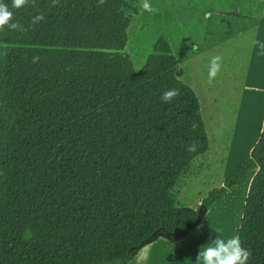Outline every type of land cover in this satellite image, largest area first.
<instances>
[{
    "label": "trees",
    "instance_id": "16d2710c",
    "mask_svg": "<svg viewBox=\"0 0 264 264\" xmlns=\"http://www.w3.org/2000/svg\"><path fill=\"white\" fill-rule=\"evenodd\" d=\"M3 2L27 31L0 30V264H128L159 238H185L197 210L172 191L209 139L169 43L139 68L124 52L139 0ZM254 169L238 236L247 264H264V131L200 205Z\"/></svg>",
    "mask_w": 264,
    "mask_h": 264
},
{
    "label": "crops",
    "instance_id": "0c3cea01",
    "mask_svg": "<svg viewBox=\"0 0 264 264\" xmlns=\"http://www.w3.org/2000/svg\"><path fill=\"white\" fill-rule=\"evenodd\" d=\"M230 3V6H226V20L229 25L234 26L226 29L221 42V51L223 55L226 54V64L223 61V65L230 64L228 59L231 55L236 56L235 68H230L234 73L231 74V79H228L226 88L229 85V91L230 89H233L234 92L239 91L240 97L233 103L227 102L222 97L226 105L220 106L217 95L210 96V93L207 95L213 99V105L220 109L223 108L226 123H228L225 140L231 141L226 140L228 142L226 147L220 144L221 152L215 157L211 153L209 145L208 151L199 156L209 158L206 159L205 165L196 164V161H193L189 168L181 174L172 191L178 206L185 205L184 203L181 205L178 201L177 194L186 192L190 185L194 187L197 181L201 183L194 189V195L197 196L196 206H199L201 200L215 185L221 186L225 178L236 173L241 162L250 158L252 148L264 131V0H232ZM205 45L196 48L195 55L197 57L205 56L201 49L205 48ZM242 57L245 58L242 59ZM240 74L243 75L242 79ZM192 89L196 92L194 87ZM221 95L223 96V93ZM229 117L233 119H229ZM230 121H233L231 127ZM228 131L235 132V135L232 133L229 135ZM256 172L257 169L248 171L244 184L234 186L222 195L207 211L200 225L185 238L175 243L159 238L145 245L128 264H201L196 260L199 250L209 246L208 242L215 238V229H222L216 225L213 219L216 216L213 210L225 198L224 204L217 206V211L227 207L226 231H229L230 234L228 238L238 236L250 182ZM213 174L217 181L209 184L208 181L211 180ZM232 196L241 199L240 207L236 213L231 212ZM237 197L236 199H238ZM192 209L196 210L197 208ZM223 238L227 239L224 235Z\"/></svg>",
    "mask_w": 264,
    "mask_h": 264
},
{
    "label": "rangeland",
    "instance_id": "374dc122",
    "mask_svg": "<svg viewBox=\"0 0 264 264\" xmlns=\"http://www.w3.org/2000/svg\"><path fill=\"white\" fill-rule=\"evenodd\" d=\"M231 1L139 0L141 9L134 17L128 29V44L124 50L129 55L135 68H139L144 61V57L152 53V47L158 39L163 38L169 43L172 55L176 58L178 67L183 72V83L191 89L192 87L196 89V92L192 90L195 92L200 103L210 150L214 154V157L221 152L222 146L220 144L225 145V147L228 145L227 139L225 140L228 123H226V115H224L223 108L220 109L213 105V99L207 93H210V96L217 95V98H219L217 101L220 106L226 105L222 97L227 102L232 103L240 97L239 91L234 92L233 89L229 91V85L226 88L229 82L228 79H231V74L234 73L230 68H235L236 56H230L228 67L223 65L222 62L221 72L216 77L214 86H209L206 82L208 79V66L213 56H223V61L226 64V54H222L221 42L224 39L223 35L226 33V29L234 26L229 25L226 20V6H230ZM144 3L150 5L149 10L143 8ZM201 45L206 46L205 48H201L205 56L199 58L195 53L196 48L201 47ZM244 58L242 57V59ZM240 65L242 66V63ZM240 76L242 79L243 75L240 74ZM207 90L209 91L207 92ZM222 93L223 96L221 95ZM231 118L229 117V119ZM229 125L231 127L233 121H230ZM228 132L229 135L231 133L235 135V132ZM227 141L231 140L228 139ZM207 158L198 157L194 161H196V164L201 163L205 165ZM216 181L213 174L208 183L213 184ZM200 183L197 181V183H193L194 187L190 185L186 192L177 194V199L181 205L184 203L185 206L199 208L200 205L196 206L197 202L195 199L197 196L194 195V189ZM217 187L220 186L215 185L212 189ZM236 197H231L233 198L231 212L233 211L234 213L237 212L241 204V199L238 197L236 199ZM224 201L225 198L218 205H223ZM217 206L213 210L214 214H216L213 219L217 226L222 227L223 235L228 238L230 234L229 231H226L227 207L217 211Z\"/></svg>",
    "mask_w": 264,
    "mask_h": 264
},
{
    "label": "clouds",
    "instance_id": "9594fccd",
    "mask_svg": "<svg viewBox=\"0 0 264 264\" xmlns=\"http://www.w3.org/2000/svg\"><path fill=\"white\" fill-rule=\"evenodd\" d=\"M106 0H98V6L103 5ZM59 3V0H51L50 6H55ZM28 4L35 5V0H11L12 8L19 9ZM145 10L150 9V5L143 4ZM13 13L9 10L8 5L0 0V30H3L7 26L10 30L19 31L21 33L27 31L19 22H12ZM45 19L43 13H38L33 17L31 23L37 24ZM40 59L39 56H34L32 62L36 63ZM223 62V56L215 55L211 58L208 66V79L207 84L214 86V81L218 74L221 72ZM179 94L177 89L166 90L161 99L165 103L171 102V100ZM197 125L192 124V130L194 131ZM198 145L193 143L187 147V151L195 152ZM216 235L214 239H211L209 246L199 250L196 260L201 264H247V261L251 257L252 253L241 246L239 236H232L230 238H223V229L217 228L214 230Z\"/></svg>",
    "mask_w": 264,
    "mask_h": 264
},
{
    "label": "water",
    "instance_id": "95a60500",
    "mask_svg": "<svg viewBox=\"0 0 264 264\" xmlns=\"http://www.w3.org/2000/svg\"><path fill=\"white\" fill-rule=\"evenodd\" d=\"M207 211L208 210L204 206H202V205L199 206V208L197 209L196 219L192 224L186 226V228L184 230V236H187L192 230H194L195 228H197L200 225V223H201L202 219L204 218V216L206 215ZM152 237H157V234H153Z\"/></svg>",
    "mask_w": 264,
    "mask_h": 264
}]
</instances>
